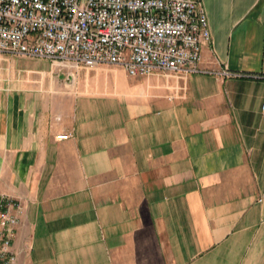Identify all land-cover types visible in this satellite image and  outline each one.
<instances>
[{
  "label": "crops",
  "instance_id": "0c3cea01",
  "mask_svg": "<svg viewBox=\"0 0 264 264\" xmlns=\"http://www.w3.org/2000/svg\"><path fill=\"white\" fill-rule=\"evenodd\" d=\"M200 1L212 73L0 93L13 264H264V0Z\"/></svg>",
  "mask_w": 264,
  "mask_h": 264
},
{
  "label": "built area",
  "instance_id": "2783aa9c",
  "mask_svg": "<svg viewBox=\"0 0 264 264\" xmlns=\"http://www.w3.org/2000/svg\"><path fill=\"white\" fill-rule=\"evenodd\" d=\"M210 42L200 0H0V53L48 60L67 78L102 64L129 76L212 73L200 66ZM12 206L20 211L0 194V264L16 260Z\"/></svg>",
  "mask_w": 264,
  "mask_h": 264
},
{
  "label": "rangeland",
  "instance_id": "374dc122",
  "mask_svg": "<svg viewBox=\"0 0 264 264\" xmlns=\"http://www.w3.org/2000/svg\"><path fill=\"white\" fill-rule=\"evenodd\" d=\"M112 68L120 67L102 64L80 68L74 73L73 78H67L66 71L59 70L48 60L0 53V93H59L60 91H68L72 89L73 85L91 82L96 76H104ZM106 87L108 90H121L120 85L114 86L112 79Z\"/></svg>",
  "mask_w": 264,
  "mask_h": 264
}]
</instances>
